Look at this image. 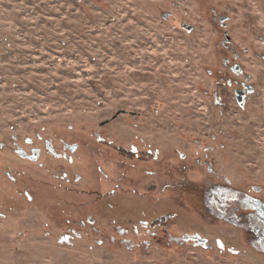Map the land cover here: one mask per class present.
Here are the masks:
<instances>
[{
	"label": "rangeland",
	"instance_id": "obj_1",
	"mask_svg": "<svg viewBox=\"0 0 264 264\" xmlns=\"http://www.w3.org/2000/svg\"><path fill=\"white\" fill-rule=\"evenodd\" d=\"M264 0H0V264H264Z\"/></svg>",
	"mask_w": 264,
	"mask_h": 264
},
{
	"label": "flooded vegetation",
	"instance_id": "obj_2",
	"mask_svg": "<svg viewBox=\"0 0 264 264\" xmlns=\"http://www.w3.org/2000/svg\"><path fill=\"white\" fill-rule=\"evenodd\" d=\"M252 203L257 209V217L260 220L261 228L264 230V202L261 200H254Z\"/></svg>",
	"mask_w": 264,
	"mask_h": 264
}]
</instances>
